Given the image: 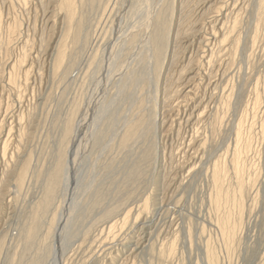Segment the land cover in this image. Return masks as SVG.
Segmentation results:
<instances>
[{"label":"rangeland","instance_id":"1","mask_svg":"<svg viewBox=\"0 0 264 264\" xmlns=\"http://www.w3.org/2000/svg\"><path fill=\"white\" fill-rule=\"evenodd\" d=\"M73 1L0 0V264L31 263L44 239L47 264H264V0H172L158 67L140 59L149 41L132 0ZM131 128L127 160L148 157L127 189L104 167L126 161L117 139ZM59 162L61 185L28 242ZM96 186L106 206L131 198L92 227L103 204L85 214L89 231L68 243Z\"/></svg>","mask_w":264,"mask_h":264},{"label":"bare ground","instance_id":"2","mask_svg":"<svg viewBox=\"0 0 264 264\" xmlns=\"http://www.w3.org/2000/svg\"><path fill=\"white\" fill-rule=\"evenodd\" d=\"M97 0H87V2L90 4V5H94V4H97L98 2L100 3L101 2V0H99V1H97ZM203 1V0H202ZM132 2H133V4H132V6H131V8H133L134 7V12L133 11H131V9H130V11L131 12H133V14L135 13V14H141L142 16L140 17V19H141V21H139L138 19H137V16H140V15H136V17L134 18L133 16L134 15H132V17L134 18V20L135 19H137V20H135L136 22H142L143 23V28H144V31H143V37H144V35H145V37H146V43H148V41H149V43H148V47H146L145 46V48H149V50L147 49L146 51H144L145 49H144V47H143V50H142V52L144 51V54H141V57H140V59L142 58V62L144 61L145 63H148V65H149V63L150 62H152L153 63V66L154 67H158V65L160 64V62H162V60H161V58H162V56H163V54H164V50H165V47H166V41H167V33H168V31H169V24H170V22H169V18L171 17V6H172V0H132ZM135 2V3H134ZM199 2V1H198ZM65 7H66V9L67 10H70V9H72V7H73V4H74V1L73 0H63V3H62ZM214 5V4H213ZM133 10V9H132ZM237 11V10H236ZM230 12V11H229ZM71 11L69 12V14L71 15ZM238 13V12H237ZM207 14V13H206ZM170 16V17H169ZM234 16V15H233ZM72 18V17H71ZM139 18V17H138ZM138 22V23H139ZM79 24V26H78V28H76L77 29V33H75L76 35H75V39L74 40H76V41H78L79 43L84 39V37H83V35H82V32H81V27H82V24L81 23H78ZM223 24V23H222ZM224 25V24H223ZM235 26V25H234ZM212 27V26H211ZM221 27V26H220ZM230 28V27H229ZM140 30V29H139ZM178 30V29H177ZM188 30V29H187ZM139 32V31H138ZM137 32V34L135 33L133 36H131V38H129L128 39V41L126 42V43H128L127 45H128V47H130V46H132L133 44L136 46V41H137V39L139 38V37H141V35H142V33H141V35H139V33ZM187 32V31H186ZM195 32V31H194ZM177 33V32H176ZM133 34V33H132ZM228 34V33H227ZM188 35V34H187ZM144 37V38H145ZM142 38V37H141ZM140 38V39H141ZM139 39V40H140ZM142 40H144L145 41V39H142ZM219 41V40H218ZM222 41V40H221ZM77 42V43H78ZM140 43H141V40L139 41ZM138 42V43H139ZM220 42V41H219ZM136 43V44H135ZM223 43V42H222ZM221 43V44H222ZM121 45V44H120ZM119 45V46H120ZM126 45V46H127ZM144 45H147V44H144ZM143 45V46H144ZM183 45V44H182ZM181 45V46H182ZM186 45V44H185ZM140 46V45H139ZM122 47H124V46H122ZM141 47V46H140ZM94 48V47H93ZM114 48V47H113ZM118 48V47H117ZM138 49H139V47H138ZM181 49V48H180ZM126 50H127V48H126ZM141 50V49H140ZM139 50V51H140ZM218 50V49H217ZM166 51V50H165ZM141 52V53H142ZM126 53V52H125ZM133 53H136L137 54V52L135 51V52H133ZM132 53V54H133ZM122 54V53H121ZM136 54H135V56H136ZM203 55V54H202ZM214 55V54H213ZM121 56V55H120ZM132 56V55H131ZM130 56V57H131ZM135 56H134V58H135ZM136 59V58H135ZM139 59V60H140ZM212 59V58H211ZM128 63V62H127ZM134 63V62H133ZM211 63V62H210ZM141 64H144V63H141ZM193 64V63H192ZM213 64V63H212ZM136 65V64H135ZM146 65V64H145ZM147 65V66H148ZM162 65V64H161ZM132 66V65H131ZM134 66V65H133ZM142 67H143V65H141ZM189 66V65H188ZM129 67V66H128ZM130 68V67H129ZM132 68V67H131ZM139 68V67H138ZM141 68V67H140ZM144 68H146V67H144ZM143 68V69H144ZM184 69V68H183ZM137 70V69H136ZM141 70V69H140ZM139 70V71H140ZM148 70V69H147ZM130 71V70H129ZM138 71V70H137ZM144 71V70H143ZM149 71H150V69H149ZM122 72H124V71H122ZM156 72V71H155ZM126 73V72H125ZM124 73V74H125ZM131 73V72H130ZM134 73V72H133ZM157 73V72H156ZM132 74V73H131ZM138 74V73H137ZM140 74V73H139ZM139 74L138 75H136L137 77H142L141 76V74H140V76H139ZM158 74V73H157ZM156 74V75H157ZM178 74V73H177ZM176 74V75H177ZM182 74H183V72H182ZM116 76V75H115ZM127 76V75H126ZM130 76H134V74L133 75H130ZM129 76V78H131ZM151 76V75H150ZM116 78V77H115ZM183 78V77H182ZM135 79V78H134ZM139 80H141L140 78H138ZM138 79H135V80H137L138 81ZM142 79H143V77H142ZM131 81V80H130ZM133 81V80H132ZM141 81H143V80H141ZM145 81V80H144ZM150 82V81H149ZM152 82V81H151ZM155 82V81H154ZM150 84V83H149ZM152 84H154L153 82H152ZM135 86V85H134ZM136 86H137V84H136ZM152 86V85H151ZM135 88V87H134ZM137 88V87H136ZM149 88V87H148ZM132 89H133V87H132ZM131 89V90H132ZM130 90V91H131ZM133 90H135V89H133ZM153 90V89H152ZM135 92V91H134ZM133 92V93H134ZM151 92V91H150ZM149 92V93H150ZM206 92V91H205ZM125 93V92H124ZM137 93V92H136ZM143 94V93H142ZM125 96H127V95H125ZM132 96V95H131ZM140 96V95H139ZM142 96V95H141ZM153 96V95H152ZM135 97V96H134ZM147 97H149L148 95H147ZM120 98H121V95H120ZM122 98H124V97H122ZM127 99V98H126ZM138 99V98H137ZM125 101V100H124ZM129 101H130V99H129ZM132 101V100H131ZM139 101V100H138ZM164 101L162 100V103H163ZM167 102V101H166ZM168 103V102H167ZM206 106V105H205ZM149 107V106H148ZM151 107V106H150ZM162 109H164V108H162ZM180 110V109H179ZM146 111H148L147 109H146ZM151 112H152V110H151ZM149 113H150V108H149ZM164 114V113H163ZM203 114V113H202ZM80 116V115H79ZM188 117V116H187ZM107 119V118H106ZM113 119V118H112ZM124 120V119H123ZM150 120H151V118H150ZM154 120V119H153ZM163 120V119H162ZM161 120V121H162ZM185 120V119H184ZM103 121V120H102ZM147 121V120H146ZM152 121V120H151ZM160 121V120H159ZM100 122V121H99ZM106 122V121H105ZM109 122V121H108ZM124 122H125V120H124ZM132 123V122H131ZM130 123V124H131ZM151 123V122H150ZM149 123V124H150ZM1 124V123H0ZM109 124H111V122L109 123ZM108 124V125H109ZM147 124V123H146ZM155 124V123H154ZM153 124V125H154ZM168 124V123H167ZM102 125V124H101ZM144 125V124H143ZM172 125V124H171ZM110 126V125H109ZM152 126V125H151ZM162 126V125H161ZM129 127V126H128ZM133 127V126H132ZM149 127V126H148ZM108 128V127H107ZM122 128V127H121ZM145 129L147 128L146 126L144 127ZM92 129V128H91ZM104 129H106V128H104ZM142 129V128H141ZM140 129V130H141ZM143 130V129H142ZM141 130V131H142ZM19 131V130H18ZM113 131V130H112ZM120 131H122V130H120ZM134 131H137V130H134ZM134 131H132V128H131V130L129 129L128 131H126L125 133H123L120 137H119V139H117L118 140V150L120 151V153H122L123 155L125 154V158H126V161H120L119 159V161L121 162H119V163H117V164H119V165H117V164H115L114 163V165L113 166H110L109 164H107V167H104L105 169H107V173L105 172V174H108V176L109 175H114V173L115 174H117L119 177H121L122 179H124L123 181H121L123 184L121 185V186H124V187H126L127 189H128V185L127 184H129L128 182H132L134 179H136V177H137V174L138 173H140V172H142V171H140V170H138V168H137V165H138V163L140 162V161H143V162H145L144 160H146L147 161V157L148 156H146V155H143V152H135V153H133V155H134V158L132 159V160H130V162L127 160L129 157H130V153H131V151L132 150H135V146H134V149H130L132 146H130L129 144H130V140H131V137H133L132 135H134L135 133H134ZM140 131V132H141ZM69 132V131H68ZM109 131H108V129L107 130H105V132L104 131H102L101 130V132H99L98 133V138L99 139H103V138H105V137H107L108 136V133ZM123 132V131H122ZM139 132V133H140ZM142 132H144V131H142ZM141 134V133H140ZM192 134V133H191ZM138 135V134H137ZM151 135V134H150ZM149 135V136H150ZM140 136V135H139ZM109 137V136H108ZM138 137V136H137ZM137 137H135V138H137ZM97 138V137H96ZM110 138V137H109ZM135 138H134V140H135ZM108 139V138H107ZM111 139V138H110ZM141 139V138H140ZM96 140V139H95ZM109 140V139H108ZM107 140V141H108ZM116 140V141H117ZM133 140V141H134ZM137 140V139H136ZM91 141H93V140H91ZM91 141H90V143H91ZM104 141V140H103ZM140 141V140H139ZM18 142V141H17ZM101 142V141H100ZM132 142V141H131ZM135 142V141H134ZM94 143H96L95 141H94ZM103 143V142H102ZM108 143V142H107ZM136 143H137V141H136ZM136 143H133V144H135L136 145ZM78 144V143H77ZM92 144V143H91ZM93 145H95V144H93ZM117 145V144H116ZM100 146V145H99ZM106 146H109V145H106ZM137 146V145H136ZM76 147H78V146H76ZM90 147V146H89ZM93 148H96V147H94V146H92ZM101 147H103V146H101ZM92 148V149H93ZM144 148V147H143ZM98 149V148H97ZM113 149H115V148H113ZM101 150V149H100ZM104 150V149H103ZM117 150V149H116ZM20 151V150H19ZM88 151V150H87ZM111 151H113L112 150V148H111ZM110 151V152H111ZM103 152V151H102ZM145 152V151H144ZM87 153V152H86ZM97 153V152H96ZM100 153V152H99ZM147 153V152H146ZM16 154V153H15ZM148 154V153H147ZM90 155V154H89ZM114 155V154H113ZM131 155H132V153H131ZM109 156V155H108ZM82 157V156H81ZM98 157V156H97ZM132 157V156H131ZM86 159V158H85ZM93 159V158H92ZM150 159V158H149ZM83 160V159H82ZM99 160V159H98ZM106 160V159H105ZM125 160V159H124ZM95 161H96V159H95ZM15 162V161H14ZM58 162V161H57ZM61 162V161H60ZM59 162V163H60ZM84 162V161H83ZM104 162V161H103ZM107 162V161H106ZM180 162V161H179ZM86 163V162H85ZM87 163H88V161H87ZM15 164V163H14ZM80 164V163H79ZM140 164H142V163H140ZM146 164V163H145ZM177 164V163H176ZM12 165V164H11ZM83 165V164H82ZM104 165V164H103ZM100 166V165H99ZM110 166V167H109ZM140 166V165H139ZM54 167H55V165H54ZM62 167H63V165L60 163V164H58L57 165V167H56V169H55V171H54V173H53V175H52V177H51V179H50V182L48 183V185H47V188H46V191H45V195H44V198L43 199H41V202H40V204L39 205H37L36 206V208H34V210L32 211V214H30V216H29V218H28V220H27V222L29 221V226H27L26 227V229H24V232H23V234L25 235V239L29 242V241H31L33 238H35V236L37 235V231H38V229H39V227H40V225H41V222L42 221H44V216H45V214H46V212H47V210L48 209H50L49 207H50V205H51V201L53 200V198H52V196L54 197L55 195H52L53 193H54V191H56V189H57V187H60V185H61V180H60V174H61V171H62ZM74 167H75V165H74ZM102 167V166H101ZM32 169V168H31ZM49 169V168H48ZM53 170V169H52ZM64 170V169H63ZM85 170V169H84ZM93 170V169H92ZM47 171V170H46ZM63 172V171H62ZM91 172V171H90ZM144 173H145V171H144ZM143 173V174H144ZM85 174V173H84ZM111 175V176H112ZM77 176V175H76ZM84 176V175H83ZM140 176V175H139ZM80 177V176H79ZM86 177V176H85ZM118 177V178H119ZM141 177H142V174H141ZM82 178V177H81ZM77 179V178H76ZM110 179V178H109ZM120 179V178H119ZM140 179V178H139ZM138 179V180H139ZM147 179V178H146ZM65 180V179H64ZM79 180V179H78ZM77 180V181H78ZM104 180H106V178L104 179ZM121 180V179H120ZM90 181H91V179H90ZM135 181V180H134ZM137 181V180H136ZM140 181V180H139ZM143 181V180H142ZM108 182V181H107ZM120 182V183H121ZM114 184H113V186L111 187V189L113 190V193H115L114 195H116L120 190H119V188L117 187V182H113ZM135 183V182H134ZM137 183V182H136ZM66 184V183H65ZM77 185V184H76ZM178 185V184H177ZM94 186V185H93ZM120 187V186H119ZM66 188V187H65ZM131 189V188H130ZM129 189V190H130ZM133 189V188H132ZM60 190V189H59ZM79 190V189H78ZM92 190H93V188H92ZM111 190V191H112ZM121 190H122V187H121ZM129 190H127V191H129ZM66 191V190H65ZM103 191V190H102ZM162 191V190H161ZM79 192V191H78ZM86 192V191H85ZM90 192V191H89ZM104 192V191H103ZM130 192V194H131V191H129ZM90 193H92L93 195L91 196V198L89 197V199H87L86 201H84V202H82V203H80L78 206H81V208L80 207H78L77 206V204H76V206H77V213L78 212H80V213H78L77 215H76V218H75V220H76V222L77 223H75L76 225H78V226H76V225H73L74 226V228L70 231V229H68L69 231H70V235L68 236H66V241H68V243L73 239V237H75V236H77L78 237V234L81 232V231H83V232H87V230L90 228V227H92V224L95 222V223H97L98 221H106L107 219H109V218H111L114 214H116L117 212V209L122 205V204H125V202L128 200V197H130V195L129 196H127V197H125V199H123V197H122V199H121V201L119 200V202L118 203H116L114 206L112 205L111 206V204L109 205H107L106 206V204H105V202H107L108 200H107V198L109 197V195H108V197L107 198H104V195L103 194H101V192H98V187L96 186V187H94V190H93V192H90ZM124 193V192H123ZM122 193V194H123ZM134 193V192H133ZM121 194V193H120ZM122 194H121V196H122ZM126 194V193H125ZM129 194V193H128ZM127 194V195H128ZM114 195H112L113 196V199H114ZM57 196H58V194H57ZM124 196V195H123ZM126 196V195H125ZM116 197H118V194H117V196ZM163 197V196H162ZM77 198H79L80 199V197H77ZM83 198V197H82ZM110 198H111V195H110ZM121 198V197H120ZM131 198V197H130ZM56 199V198H55ZM117 199V198H116ZM81 200V199H80ZM80 200H79V202H80ZM107 200V201H106ZM131 200V199H130ZM129 200V201H130ZM40 201V200H39ZM75 201H76V199H75ZM114 201V200H113ZM53 202V201H52ZM112 202V201H111ZM78 203V202H77ZM114 203V202H113ZM127 203H128V201H127ZM103 204V207H101V209H99L100 211L98 212V214H96V216H97V221L95 220V221H91L92 219H90V221H91V225L89 224V226L90 227H88L87 229H85L86 227H84V229H82L83 227L81 226V225H83V221H81L82 219L84 220V217L86 216L85 214H89L93 209H95V210H97L96 208H98L100 205H102ZM105 204V205H104ZM145 204V203H144ZM128 205V204H127ZM127 205H124V207L125 206H127ZM129 206V205H128ZM160 209V208H159ZM120 210V209H119ZM94 211V210H93ZM92 211V212H93ZM131 211V210H130ZM129 211V212H130ZM125 212V211H124ZM123 212V213H124ZM126 212H127V210H126ZM74 213V212H73ZM76 213V212H75ZM92 214V213H91ZM90 214V215H91ZM127 214V213H126ZM85 215V216H84ZM89 215V216H90ZM122 215V214H121ZM124 215V214H123ZM74 216V215H73ZM117 216H118V214H117ZM129 216V215H128ZM95 217V216H94ZM113 217H115V215L113 216ZM90 218V217H89ZM92 218V217H91ZM114 219V218H113ZM119 219H121V218H119ZM123 219V218H122ZM117 220V219H116ZM125 220H126V218H125ZM73 221V220H72ZM80 221V222H79ZM89 221V222H90ZM118 221V220H117ZM120 221V220H119ZM144 221V220H143ZM142 221V222H143ZM75 222V221H74ZM85 222V221H84ZM103 222V223H104ZM110 221H108L107 223H109ZM123 223H124V221H122ZM122 222H121V224H122ZM101 224V223H100ZM105 224V223H104ZM118 224H120V223H118ZM120 224V225H121ZM144 224V223H143ZM71 224H70V226H72ZM87 225V224H86ZM95 225V224H94ZM69 226V227H70ZM72 226V227H73ZM76 226V227H75ZM110 226H113V224L112 225H110ZM119 226V225H118ZM142 226V225H141ZM80 227H82L81 228V230H80ZM100 227V226H99ZM115 227V226H114ZM113 227V228H114ZM123 227V226H122ZM117 228V227H116ZM119 228V227H118ZM120 230V229H119ZM89 231V230H88ZM122 231V230H121ZM67 233H69L68 231H67ZM89 233V232H88ZM92 233V232H91ZM115 233H116V231H115ZM81 235H82V232L80 233ZM118 234V233H117ZM110 235V234H109ZM112 236V235H111ZM114 236V235H113ZM112 236V237H113ZM81 237V236H80ZM88 237V236H87ZM91 237H93V236H91ZM117 237V236H116ZM116 237H114V238H116ZM136 237V236H135ZM89 238V237H88ZM118 238V237H117ZM164 238V237H163ZM44 239V238H43ZM42 239V240H43ZM65 239H64V242H65ZM92 239V238H91ZM109 239V238H108ZM75 240V239H74ZM78 240V239H77ZM84 240V239H83ZM82 240V241H83ZM87 240V238H85V241ZM90 240V239H89ZM88 240V241H89ZM101 240V239H100ZM141 240V239H140ZM47 241V240H46ZM46 241H45V239H44V241H42V242H40V243H42V245L41 246H38V251H37V255H36V257H34V259H33V261L31 262V263H29V264H47V261H49V259H50V256H51V253H52V249H51V245H49L48 243H46ZM99 241V240H98ZM90 242H92V240L91 241H89V243ZM93 242H95V241H93ZM62 243H63V241H62ZM66 243V242H65ZM86 243H88L87 241H86ZM98 242H96L95 243V245L97 244ZM100 243V242H99ZM75 244V243H74ZM105 244V243H104ZM107 244V243H106ZM88 245V244H87ZM90 245V244H89ZM100 246L102 245V244H99ZM112 245V244H111ZM65 246V245H64ZM70 246V245H69ZM85 246V245H84ZM84 246H81V247H84ZM143 247H144V245H142ZM90 247V246H89ZM65 248V247H64ZM88 248V247H87ZM86 248V249H87ZM95 248V247H94ZM92 249V248H91ZM96 249H97V247H96ZM103 249V248H102ZM143 249V248H142ZM171 249V248H170ZM66 250V249H65ZM95 251V250H94ZM97 251V250H96ZM99 252L101 251V248H100V250H98ZM171 251V250H170ZM169 251V252H170ZM87 252V251H86ZM89 252V251H88ZM93 252V251H92ZM91 252V253H92ZM153 252L154 251H151L150 253H152L153 254ZM172 252V251H171ZM96 253V252H95ZM158 253H161V252H158ZM62 254V253H61ZM89 254V253H88ZM112 254V253H111ZM151 254V256H153ZM166 254H167V252H166ZM171 254H173V253H171ZM101 255V254H100ZM161 255V254H160ZM159 255V256H160ZM62 256V255H61ZM94 256V255H93ZM95 256H97V255H95ZM115 256V255H114ZM117 256V255H116ZM89 258L91 259V255L89 256ZM89 258H88V260H89ZM93 258V257H92ZM118 258V257H117ZM160 258V257H159ZM126 259V257L124 258V260ZM161 259V258H160ZM93 260H95L94 258H93ZM123 260V261H124ZM91 261H92V259H91ZM90 261V262H91ZM213 261V260H212ZM211 261V262H212ZM85 262V261H84ZM210 262V261H209ZM114 263V262H113ZM169 263V262H168ZM211 264V263H210Z\"/></svg>","mask_w":264,"mask_h":264}]
</instances>
